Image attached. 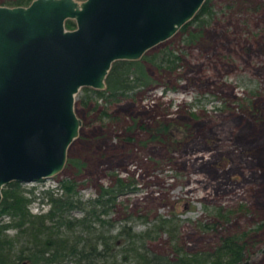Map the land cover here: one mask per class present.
Returning a JSON list of instances; mask_svg holds the SVG:
<instances>
[{"label":"rangeland","instance_id":"rangeland-1","mask_svg":"<svg viewBox=\"0 0 264 264\" xmlns=\"http://www.w3.org/2000/svg\"><path fill=\"white\" fill-rule=\"evenodd\" d=\"M209 3L203 26L190 23L146 51L172 49L174 69L141 59L151 81L116 100L80 87L74 109L81 125L63 168L21 187L40 196L71 178L87 198L119 176L134 181V190L114 199L107 233L124 225L146 230L144 243L160 252L172 243L205 250L242 233L249 263L264 264V0ZM189 31L201 32L186 41ZM29 207L40 212L48 204L37 197ZM117 238L128 242L126 232Z\"/></svg>","mask_w":264,"mask_h":264},{"label":"water","instance_id":"water-1","mask_svg":"<svg viewBox=\"0 0 264 264\" xmlns=\"http://www.w3.org/2000/svg\"><path fill=\"white\" fill-rule=\"evenodd\" d=\"M203 1L0 4V200L9 181H34L63 168L81 125L74 109L80 87L104 88L114 60L139 59ZM66 19L75 26L66 28Z\"/></svg>","mask_w":264,"mask_h":264},{"label":"trees","instance_id":"trees-1","mask_svg":"<svg viewBox=\"0 0 264 264\" xmlns=\"http://www.w3.org/2000/svg\"><path fill=\"white\" fill-rule=\"evenodd\" d=\"M30 1L5 0L3 4L27 5ZM211 13L209 0H204L192 18L179 29L183 31L190 23L201 27ZM74 26L73 19L65 20L66 28ZM198 32L201 31H189L185 40H192ZM141 59L159 69H174L178 64V55L167 47L154 54L145 52L140 59H116L106 74L105 87L92 91L108 101L148 85L151 78ZM81 88L88 89L87 86ZM89 98L90 95L85 93L78 99L86 104ZM76 184L74 179L63 178L55 187L40 190V196L31 197L19 181L11 180L3 185L0 264H22L24 261L28 264H64L67 260L74 264H250L246 251L248 243L242 233L223 236L213 247L193 252L184 250L179 243H172L169 252L156 251L144 243L150 232H131L127 225L113 236L107 233V228H102L110 223L105 216L118 195L134 190V181L117 176L111 186H101L95 196L87 198L77 195ZM37 197L40 202L48 204L46 210H30V202ZM74 210H79L81 215L71 216ZM165 224L166 219H162L160 226ZM10 229L14 230L13 235L8 234ZM123 232H126L128 242L117 243V237Z\"/></svg>","mask_w":264,"mask_h":264}]
</instances>
